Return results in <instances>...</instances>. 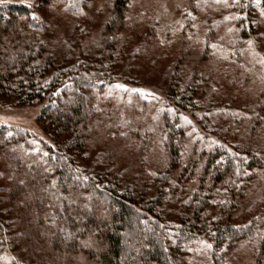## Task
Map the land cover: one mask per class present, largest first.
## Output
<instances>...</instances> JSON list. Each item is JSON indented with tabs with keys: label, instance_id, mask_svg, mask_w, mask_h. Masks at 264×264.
Segmentation results:
<instances>
[{
	"label": "trees",
	"instance_id": "trees-1",
	"mask_svg": "<svg viewBox=\"0 0 264 264\" xmlns=\"http://www.w3.org/2000/svg\"><path fill=\"white\" fill-rule=\"evenodd\" d=\"M72 1L0 5V99L16 107L40 106L38 121L47 138L44 153L34 154L29 131L0 126V160L8 177L3 176L11 179L3 201L10 205V221L22 229L16 234L1 218L0 248L24 247L28 258L22 264H198L190 256L203 247L211 264H230L231 250L252 243L248 264H264V98L257 114L229 113L210 124L214 107L205 96L221 77L212 59L214 32L206 34L204 48L183 47L157 134L164 151L150 140L137 153L142 173L125 183L114 173L127 152L121 123L102 98L132 43V35L124 38L122 31L128 27L136 36L147 22L150 40L142 50L165 57L169 51L153 21L141 15L132 26L128 22L131 0H114L103 44L75 56L59 54L43 41L46 21L38 11L58 7L75 15L81 5ZM244 4L241 41L255 34L254 3ZM255 5L264 11V0ZM179 11L198 10L189 0ZM238 69L235 76L245 84ZM259 83L264 97V77ZM95 141L106 149L101 172L81 163ZM254 184L262 190L255 215L234 224L231 212ZM216 210L229 214L227 220Z\"/></svg>",
	"mask_w": 264,
	"mask_h": 264
},
{
	"label": "rangeland",
	"instance_id": "rangeland-1",
	"mask_svg": "<svg viewBox=\"0 0 264 264\" xmlns=\"http://www.w3.org/2000/svg\"><path fill=\"white\" fill-rule=\"evenodd\" d=\"M113 1L78 0L81 7L75 11V15L67 13L64 9L57 10L58 7H41L38 11L39 16L46 21L43 41L61 55L70 53L75 56L99 47L104 41L103 28L112 15ZM187 1L189 0H131L130 2L128 22L132 26L135 24L134 20L141 15L145 20L153 21V25H157L162 42L167 46L169 55L165 57L152 49L142 50L141 46L148 44L150 40L149 37L146 38L149 32L147 22L140 26L136 36H133V31L128 27L123 29L122 37L127 38L132 35L130 37L132 43L121 57L115 80L105 87L102 98L106 103L105 110L110 111L114 119H119L121 123L119 133L127 152L117 162L118 164H114V173H119L125 183L133 182L132 179L138 173H142L137 164V153L142 147L146 148L150 140L158 145L161 152L164 151L157 143L159 126L161 116L166 109L165 99L172 70L175 67L176 57L183 47L204 48L206 34L210 31L214 32L216 40L213 47L216 56L212 59L221 67V77L217 84L212 85L214 90L205 96L211 97L214 107L213 113L209 115L210 124L223 120L229 113L239 117L257 114L264 98L259 83L264 77V11L255 5L257 0H250L255 6L250 12L255 34L244 41L240 39L239 19L242 15H246V9L243 7L249 0H191L198 11H189L184 15L179 10ZM10 4L32 7L35 5V0H0V5ZM237 65L241 68V78L245 84L238 81L239 76H235L240 72L238 67L236 68ZM231 74V80L227 79L226 76ZM39 112L38 105L16 107L13 102L0 99V126L29 131L35 137V148L32 151L34 154L44 153L41 144L44 139L47 140L43 127L38 121ZM16 148L14 147L13 151ZM86 151V157L81 162L83 166L93 172L104 170L100 155H103L106 149L95 141ZM149 155L155 156L153 150H149ZM146 168L151 173L153 165L147 164ZM3 174L7 176V168L4 161L0 160V219L5 218V222L9 221V227L13 228L16 234H20L21 227L10 221L12 216L9 213V203L3 201L7 197L3 188L11 186L10 177L5 178ZM178 174V171H174V179ZM261 198V188L256 184L250 186L231 212V221L237 225L247 223L255 215L254 207ZM216 211L217 217L222 216L227 220L229 214L224 215ZM14 240L12 237L9 242L15 243ZM251 245L252 243H249L242 248L236 247L231 250L230 264H248L253 254ZM5 246L4 249L0 248V264L26 262L28 254L24 247L19 245L11 250L10 247ZM8 249L11 251L9 252ZM203 250V247L196 249L190 259H196L198 264H211L207 253Z\"/></svg>",
	"mask_w": 264,
	"mask_h": 264
},
{
	"label": "snow or ice",
	"instance_id": "snow-or-ice-1",
	"mask_svg": "<svg viewBox=\"0 0 264 264\" xmlns=\"http://www.w3.org/2000/svg\"><path fill=\"white\" fill-rule=\"evenodd\" d=\"M260 0H257V3H259ZM33 19H37V17L33 16ZM208 247H211V245H208Z\"/></svg>",
	"mask_w": 264,
	"mask_h": 264
}]
</instances>
